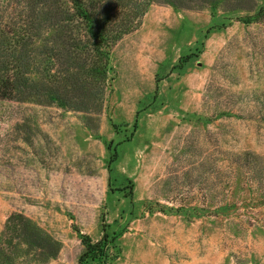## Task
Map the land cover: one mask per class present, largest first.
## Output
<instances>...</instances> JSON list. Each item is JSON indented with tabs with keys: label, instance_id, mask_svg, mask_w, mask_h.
Segmentation results:
<instances>
[{
	"label": "rangeland",
	"instance_id": "obj_1",
	"mask_svg": "<svg viewBox=\"0 0 264 264\" xmlns=\"http://www.w3.org/2000/svg\"><path fill=\"white\" fill-rule=\"evenodd\" d=\"M174 2L113 46L103 96L0 99V264H78L103 224L109 264H264V0Z\"/></svg>",
	"mask_w": 264,
	"mask_h": 264
},
{
	"label": "trees",
	"instance_id": "obj_2",
	"mask_svg": "<svg viewBox=\"0 0 264 264\" xmlns=\"http://www.w3.org/2000/svg\"><path fill=\"white\" fill-rule=\"evenodd\" d=\"M153 1L5 0L0 5V99L34 97L77 109L87 98L103 96L113 46L138 28ZM254 17H264V8ZM44 32L51 35L46 43ZM117 158L115 149L111 173ZM129 189L132 194L133 186ZM33 225L12 213L5 231ZM78 233L84 245L78 264H109L119 256L118 235L107 224L97 240ZM55 256L49 253L47 259Z\"/></svg>",
	"mask_w": 264,
	"mask_h": 264
}]
</instances>
